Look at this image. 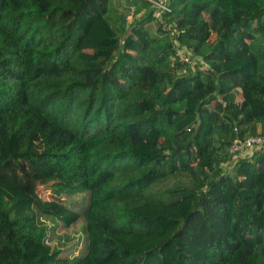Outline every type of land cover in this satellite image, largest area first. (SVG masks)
Here are the masks:
<instances>
[{"label": "trees", "instance_id": "trees-1", "mask_svg": "<svg viewBox=\"0 0 264 264\" xmlns=\"http://www.w3.org/2000/svg\"><path fill=\"white\" fill-rule=\"evenodd\" d=\"M111 5L0 0V264H264V0Z\"/></svg>", "mask_w": 264, "mask_h": 264}, {"label": "built area", "instance_id": "built-area-1", "mask_svg": "<svg viewBox=\"0 0 264 264\" xmlns=\"http://www.w3.org/2000/svg\"><path fill=\"white\" fill-rule=\"evenodd\" d=\"M144 1L150 4L153 18L159 19L163 14V12L165 11L169 12V8L166 5V0H144ZM128 17H131V15ZM171 26L173 29L168 28V30L170 31V35L173 37L174 34L176 33L175 31L176 24L172 22ZM178 55L182 62L189 64L191 66L195 65L194 57L190 56L187 52L179 51ZM261 153H264V137L262 136L250 137L245 141L235 140L230 148V154L232 156L231 166L240 157H251L254 154H261Z\"/></svg>", "mask_w": 264, "mask_h": 264}, {"label": "rangeland", "instance_id": "rangeland-1", "mask_svg": "<svg viewBox=\"0 0 264 264\" xmlns=\"http://www.w3.org/2000/svg\"><path fill=\"white\" fill-rule=\"evenodd\" d=\"M114 2V4H113ZM111 3L112 5L115 6L116 9H118L119 11H126L127 10V6H126V2L125 0H111ZM111 5V6H112ZM128 16H130V14H132V11H130V13L128 12ZM132 16L131 17H128L127 18V22H130L131 19H132ZM238 97V96H237ZM238 99V98H237ZM38 193H39V196L42 198V199H46V200H50L53 198V191L49 188V187H39L38 188Z\"/></svg>", "mask_w": 264, "mask_h": 264}, {"label": "crops", "instance_id": "crops-1", "mask_svg": "<svg viewBox=\"0 0 264 264\" xmlns=\"http://www.w3.org/2000/svg\"><path fill=\"white\" fill-rule=\"evenodd\" d=\"M125 2L127 3V0H125ZM113 4H114V2H113ZM114 6V5H113ZM115 7V6H114ZM242 98H241V95H239L238 96V100H241Z\"/></svg>", "mask_w": 264, "mask_h": 264}]
</instances>
